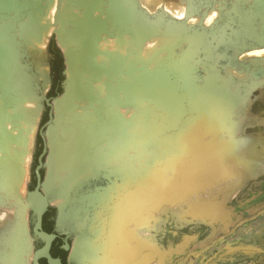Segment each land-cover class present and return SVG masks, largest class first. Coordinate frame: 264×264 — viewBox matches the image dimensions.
<instances>
[{
  "label": "rangeland",
  "instance_id": "374dc122",
  "mask_svg": "<svg viewBox=\"0 0 264 264\" xmlns=\"http://www.w3.org/2000/svg\"><path fill=\"white\" fill-rule=\"evenodd\" d=\"M22 2H28L31 7L23 11L19 19H16L13 13L3 14L0 17V32L12 37L10 40L0 37V58L1 50H4L3 53L7 52L9 58L8 61H0V81L8 82L16 79L17 86L8 82L10 88L18 92L16 97H19L16 101H20L22 97L32 96L37 101V107L34 116L24 119V123L32 125L33 136L25 160L23 181L19 183L18 192H14V195L1 194L0 191V239L4 226L7 223L11 225L16 218L17 210L22 208L26 224L24 235L26 234L29 241V250L21 259L23 264H30L33 256L31 226L34 224V214L28 193L36 184L34 168L37 164V156L43 147V139L38 129L48 120L50 109L45 104L44 96L53 104L54 99L64 91L67 38L69 36L72 38V32L68 35L69 32L65 31L60 39L59 28L75 27L78 21L84 19L80 20L84 12L86 14L87 12L85 7L82 6L83 9L80 7V0H21ZM93 2L95 16L110 26L113 24L118 28L123 24L117 18L107 21V17L101 15L102 11L108 9L120 17L121 14L125 15L124 24L133 68L130 90L133 102L128 109L131 126L127 128L133 141L129 140L127 146L132 151L129 152L135 156L125 164L118 161L122 160V156H126L124 154L122 156L117 154L121 156L117 161L115 160L117 156L105 155L107 157L101 159L99 164L96 163L86 170L81 169L82 177L88 176L92 181L94 179L95 185L102 183L97 184L95 188L100 193L94 191L92 184L81 186L82 184L79 183L80 196L73 197L69 192L76 187L75 177L71 178L72 181L67 182V179L65 183L62 182L61 177L56 180L57 173L48 160L50 147L47 131L54 121L53 111L52 122L45 126L42 132L47 143V152L43 159L42 183L39 191L40 195L45 197L47 206L56 211L58 228L71 236L69 262L104 264V260L109 259L110 256L112 258L114 254L120 253L119 256H122L124 248L128 250L132 245L139 248L138 238H140L143 243L145 242L144 244L148 242L144 249L137 251L138 257L147 252L149 259L144 264H264V212L237 225L264 209V0H93ZM48 6L51 13L47 11ZM142 28L145 31L138 45L137 40L141 38L138 36ZM39 31L40 33L48 31L44 54L38 53L39 50L33 44ZM189 37L194 38L195 43L192 39H188ZM114 39L111 38L112 41ZM54 49L59 50L61 60L56 52L52 51ZM54 55L57 57V68L60 64L63 65V79L53 87L52 95L49 96L53 79L56 77L49 63V59ZM182 60L189 72L187 75L178 68ZM2 72L5 74L3 75ZM24 76L28 81L27 92L20 89L19 81ZM163 84L172 90L174 101L179 105L175 115L170 114L165 106L156 101L157 95L151 89L153 86ZM210 85L212 87L215 85L216 89H211ZM0 91L1 94L3 93L0 94V104L3 105L9 99L11 91L8 92L1 83ZM213 94L216 95L217 110H203L200 113L194 109L193 102L195 103L194 99H197H193L194 95H202L198 98L208 99ZM191 126L193 129L198 128L203 137L218 135L216 137L222 138L219 142L225 147L228 143L226 140H229L230 136L233 144L244 140L252 148L246 156L235 157V161L230 162L226 168L218 169L223 172L221 177H218L220 173L217 171H211L194 177L190 184H185V180L180 178V175L176 178L172 171H170L171 176L168 175V169L169 166L171 169L177 166L176 161L169 162L171 158L176 157L180 160L186 157L181 151L182 141L189 143L188 145L196 144L197 140L182 137L185 129L188 130ZM135 135L142 136V139H138L137 136L135 139ZM118 139L119 136H116L115 141ZM230 150H233V147L230 146ZM138 151L141 153L139 156ZM113 159L116 162L112 161ZM156 174L160 178L164 174L166 187L163 184L159 188L158 185H154L158 182V176H154ZM150 178L156 179L157 182L149 183ZM123 179L128 181V185L126 189L121 190ZM113 184L118 186L121 194L115 193L112 199H108L105 195L110 193L108 191ZM184 184L185 191H180V186ZM138 186L147 187L148 192L151 193L150 198L144 200L142 209L131 214L132 222L129 220L125 227L118 226L112 229L114 199L116 197L121 199L125 194L139 188ZM223 189L226 192H222ZM82 193L94 195L81 197ZM72 197L73 199H68ZM186 199L193 202L191 205L196 210L203 201L217 203V212L201 214L204 211L198 208L197 211L200 212L188 213ZM104 203L103 209L101 207ZM196 203L199 204L197 207ZM181 205L183 212L174 215L175 217L171 215L172 212L178 211ZM139 215H144L148 222L147 225L142 226L143 229H140L141 225L139 226ZM98 217L102 219L104 217L105 229L101 231L97 228ZM132 226L138 230L133 228L134 232L131 231ZM136 231L141 233L137 232L138 237ZM134 239L135 242L132 243ZM113 241L116 243L114 244ZM7 245L5 241L2 243L0 240V264H6V257L12 252ZM114 245L117 247H113ZM110 246L112 252L109 250Z\"/></svg>",
  "mask_w": 264,
  "mask_h": 264
},
{
  "label": "bare ground",
  "instance_id": "6f19581e",
  "mask_svg": "<svg viewBox=\"0 0 264 264\" xmlns=\"http://www.w3.org/2000/svg\"><path fill=\"white\" fill-rule=\"evenodd\" d=\"M46 1H48V0H46ZM1 3L4 6H15L16 4H18V1H16V0H1ZM19 4H22L21 0H20ZM93 5H94L93 0H80V7L82 9H83V7H85L84 9L87 12V14L84 12V15L80 17V20L82 18H84V19H82L81 22L78 21L75 24V27H72V28L61 27V28H59L60 29L59 30V38L60 39H61L62 35L65 34V31L69 32L68 35H70L72 32V35H71L72 38L70 36L67 38L68 42H67L66 47L67 46L68 47L66 48V52H65V60H66L65 61V63H66L65 64L66 65V68H65V75L66 76L65 77H66V79H65L64 91L58 98L54 99V101H53L54 121H53V123H51L49 131H47V135L49 138L48 143H49V147H50V153H49L48 160H49L51 166L53 167V169H55V171L57 173L55 179L57 180L58 177H61L62 182L66 181L67 179H68L67 180V182H68L69 180H71V178L74 179V177H75L76 180L74 182H75L76 187L74 189L72 188L73 190H70V192H69V193H71V195L73 197L80 196V185H79V183L82 184L81 186H88V184H90V185L92 184L91 187H93L94 191H96V192L98 191L95 189V188H97L96 185L102 184V183H96V185H95L94 179L92 181V179L88 178V176L82 177L83 174L80 175L81 173H83L81 171V169L86 170L89 167L94 166L96 163L99 164L101 159H103L104 157L110 156L111 154L114 155V157L117 156V154H120L121 156L123 154L126 155V156H122V160H118L119 158L121 159V156H119V155L115 158L116 161L117 160L122 161V163L125 162V164H127L130 160L134 159V156H135V155L130 153L132 151L127 146V143H129V140L133 141V137L131 138L129 135L130 130H127V128L131 126L130 125L131 120H129V118H128L129 117L128 112L130 110H128V109H130V105L133 102L132 97H131V93H130V90L132 89L131 76L133 74V68H132L131 60H130L129 39L127 36L125 24H124L125 23V15L121 14L122 17H120V15L115 14V12H113L111 10H108V9L105 11L101 10L103 12V13L101 12V15L106 16L107 21L112 20L113 18H117L118 21L120 20V22L123 24L122 27L118 26V28H117V26H114L113 24H111V26H110L105 21H101L98 19V17L95 16L94 11H93ZM49 6H48L47 11L51 10V9L49 10ZM51 6H53V5H51ZM53 8L54 7H52V9ZM95 8H96V4H95ZM42 9H44V8H42ZM76 11L79 12L78 10H76ZM50 13H51V11H50ZM40 14H41V12H40ZM47 17H48V15H47ZM30 18H32V17H30ZM69 19H71V18H69ZM51 20H53V19H51ZM47 27H49V26H47ZM31 28H29V29H31ZM41 30L42 29H40V31ZM40 31H39V34L36 35V38H35L33 44L39 50L38 53L44 54L45 53L46 39L48 36V31H42L41 33H40ZM144 31L145 30H143V28H142V30L139 33L138 38L141 37V35L144 33ZM8 37H10V36L8 35ZM112 37L115 38L113 41L111 40ZM193 37L195 38V36H193ZM11 38L12 37H10V39ZM194 38L189 37L188 39H192L194 41ZM142 39L143 38L141 37L137 40L138 45H139V43H141ZM194 43H195V41H194ZM70 47H72V49ZM7 50H10V49H7ZM206 50H207V48H206ZM3 51L4 50H1V52H2L1 58H0L1 62L9 60L8 53L7 52L3 53ZM27 51H29V50H27ZM35 52H37V51H35ZM34 53H33V55H34ZM25 54H26V52H25ZM198 55H200V54H198ZM38 57H40V56L38 55ZM183 57H185V56H183ZM179 65H180V67H179ZM179 65H178V68L182 69L183 73L185 75H187L189 72H187V68L185 66L186 64L184 65V61L182 60L179 63ZM210 66H212V65H210ZM141 69H143V68L141 67ZM151 70H152V68H151ZM18 71H20V70L18 69ZM11 73H12V71H11ZM137 73H140V72H137ZM4 74L5 73H3V75ZM43 74H45V73H43ZM136 75L138 76V74H136ZM5 78L7 79V77H4V79ZM165 79H167V78H165ZM15 80H8V82L10 84H16V86H17V82ZM197 80H199V79H197ZM8 82L3 81V80L0 81L2 86H4L8 90V92L11 91L10 96H8L9 99L6 102H4L3 105H2V103L0 104V191H2L1 194H9L10 193V195H11V193L13 194L14 192H16V193L18 192L17 187L19 186V183H21L23 181V178H24L23 175H25L24 174L25 160H26V157H27V154H28V151L30 149L31 142H32L33 127L30 124L24 123V119L26 117L31 118L32 115L33 116L35 115L36 107H37V104H36L37 101L32 96L31 97H24V98L22 97V99L20 98V101H18L19 102V104H18V102L16 101V99H18V97H19V96L16 97L18 92L14 91L13 88H10V85L8 84ZM19 82H21L20 89L26 91L28 89V81H27L26 77L24 76L23 78H21V80ZM189 84H190V82H189ZM37 85H38V83H37ZM37 85L35 84L36 87H37ZM210 86H211L210 87L211 89H214V90L216 89L214 87L215 85L213 86L214 88L212 87V85H210ZM36 89H39V88H36ZM151 89L157 95L156 101L159 104L165 106L167 108V110L170 112V114L175 115V113L178 111L179 105L174 101L172 90L165 84H163L162 86H153V87H151ZM0 92H2V91H0ZM1 95H3V93ZM21 96H23V95H21ZM42 96H44V95H42ZM198 97H202V95L201 96H195V95L193 96V99L197 98V99H194L195 103L193 102L194 109H197L199 112L203 111V110H207V111L217 110L216 105H215V99H216L215 94H213L208 99H203V98H198ZM5 100H3V101H5ZM229 102H230V100H229ZM6 108H8V109H6ZM148 111H146L147 116H148ZM150 112H151V110H150ZM186 117H187V115H186ZM33 120H34V118H33ZM192 120L194 121V119H192ZM32 123H33V121H31V124ZM142 124H143V122H142ZM230 133L232 134L233 130L230 131ZM181 134H182V132H181ZM194 134H195V136L193 137ZM219 134H221V133H219ZM213 135L214 136H209L208 138L206 137L207 135H204V137H203L202 132L199 131L198 128L193 129L192 126H191V128H188V130L185 129L182 137H187L188 139H193L194 141L197 140V142H195L196 144L188 145L189 143H184L182 141L181 145L179 144L181 147V151L186 155V157L184 159L182 158L180 160H178V158H176V157L175 158L173 157V159L171 158V160L169 162L176 161L177 166H173V168H172L173 170L169 166L170 169H168V175L171 176V174L173 173L176 178L180 175L181 177L180 176L179 177L182 178L183 180H185V184L186 183L190 184L193 181L194 177H198V176L202 175L203 173L211 172V171H213V172L217 171L218 173H220V175L218 174L219 175L218 177H221L223 175V172H220L219 170L226 168L230 162L235 161V157L246 156L252 148L250 146V144L244 140H239V143L233 144V140L231 139V137L229 135H228L229 140H226V141H228V143L226 145L227 148H226L224 145H221V143L219 142V140H221L222 138L216 137V136H218L216 134H213ZM234 135L235 134H233V136ZM116 136H119V139L115 141ZM136 136L137 135H135V139H136ZM225 136H226V134L224 133V136H223L224 139H225ZM137 138L142 139V136L139 137V135H138ZM146 139H148V138H146ZM199 139H201V140H199ZM230 146L233 147V150H230ZM129 150H130V152H129ZM105 155H107V156H105ZM139 155H141V153L138 151V156ZM115 160L113 159L112 161H115ZM112 163H110V164H112ZM118 163H121V162H118ZM114 164H116V163H114ZM85 170H83V171H85ZM113 170H114V168H113ZM170 171H172V173ZM112 175H113V172H112ZM154 176H158V174H156ZM62 177H63V179H62ZM100 177H103V176H100ZM106 177H108V176H106ZM142 177H143V175H142ZM157 179H158V182L156 179L150 178L149 183L156 181L157 183L154 185H158V188L162 184L166 187L167 183H166V179L164 177V174H163V177L161 176V178H160V176H158ZM58 182H61V181H58ZM185 184L180 186V188H179L180 191H185ZM58 185H59V183H58ZM127 185H128V181L123 179V185H122L121 190L126 189ZM111 186H112V188L109 189V191H108V193L109 192L110 193L108 195L104 194L106 197H108V199L109 198L112 199L113 194H115V193L121 194L117 185L113 184ZM138 187L139 188H136L133 192H130L129 194L128 193L125 194L121 199H117V197H116V199H114L113 210L115 209V212L112 216V220H113L112 229H113V227L117 228L118 226L119 227L120 226L125 227L127 225L126 222H129V220L131 221V219L133 218V217H130L131 214H134L139 209H142L141 205L143 204L144 200L150 198L149 195H151V193L148 192L147 187H144V186H138ZM69 188H70V186H69ZM222 192H226L225 189H223ZM97 193H100V192H97ZM64 194H66V193H64ZM84 194H86V193H82L83 196H81V197H84V196L89 197L91 195H94L93 193L91 195L89 193H87L88 195H84ZM192 194H190V197ZM73 197L68 198V199H73ZM98 197H100V196H98ZM223 197L224 198L226 197L224 193H223ZM65 199H67V198H65ZM96 199H98V198L96 197ZM91 200H93V199H91ZM186 200H187L186 207L189 208L188 213H191L192 211L195 213L200 212V211H197L198 208L200 210L204 211L201 214H204L205 212L216 214V212H217V208H218L217 203L214 204V202H208V201L204 202L203 201V203H201L199 205L198 204L199 202H198V203H196L197 204L196 207L198 205L199 206L196 210V208H194L191 205L193 202L190 201V199H186ZM67 201H69V200H67ZM88 201H90V200H88ZM82 202H84V201H82ZM100 207L101 206H99V208ZM101 208H103V209L105 208V203H104V205L102 204ZM107 210L108 209H106V211ZM179 210H182V211H179ZM179 210L174 211V213L173 212L172 213L170 212V213L173 216L174 215H180L183 212L182 205L179 208ZM100 211H101V209H100ZM139 216H140L139 226L141 225L140 229H143L142 226L147 225L148 222H147L146 217H144V215H142V216L139 215ZM145 216H146V214H145ZM24 218H25L24 212H23L22 208H19L17 210L15 220L13 222H11L12 224L10 225V223H7L4 226V228L2 229V237L0 240L2 243H4V241H5V243L8 244L7 247L9 246L11 248V251H12L10 253V256L6 257V260H7L6 264H23V260L21 259V257H23V254L29 250V241L26 237V234L24 235V232H26V230H25L26 224H25ZM98 220H99V222H98L99 224H98L97 228L99 231H101L102 229H105L104 217H103V219L99 218ZM136 225H137V223H136ZM136 227L138 228V225ZM133 228H135V227L132 226L131 231L134 232ZM137 228H135V230ZM139 231H141V230H139ZM137 232L138 231H136V235L138 233L141 234L140 232H138V233ZM131 236H133V234ZM145 236H146V234H145ZM95 237H96V235H95ZM97 237H98V235H97ZM137 237H138V235H137ZM138 240L140 241L139 245H138L139 248H136V246H133V245H132V247H129L128 250H126V248H124L125 251L123 252L122 256H119L120 253H118V254L113 253L114 255H112V258L113 257L115 258V260L117 261V264H136V263H142L143 261L148 260L149 256L146 255L147 252L143 253L142 255L140 254L139 257L137 256V254H138L137 251L140 249H144L143 247L148 243L147 242L146 244H144L145 242L143 243V241L140 240V238H138ZM138 240L136 242H138ZM120 241H118V242L120 243ZM116 242H117V240H116ZM116 242L113 241L114 244ZM134 242H135V239L133 240L132 243H134ZM109 243H110V241H109ZM84 244L86 245V243H84ZM117 245H118V243H117ZM117 245H114L113 247H115V246L117 247ZM147 246L150 247L149 245H147ZM110 248H109V250H111V252H112L113 249L111 246H110ZM109 256H110V254H109ZM106 258H108V257H106ZM110 258H111V256H110ZM135 258H137V259L135 261H133ZM104 261H106V260H104ZM131 261H133V263H131Z\"/></svg>",
  "mask_w": 264,
  "mask_h": 264
},
{
  "label": "water",
  "instance_id": "95a60500",
  "mask_svg": "<svg viewBox=\"0 0 264 264\" xmlns=\"http://www.w3.org/2000/svg\"><path fill=\"white\" fill-rule=\"evenodd\" d=\"M16 1H18V4H16L15 6H4L0 0V17L3 14L13 13L15 18L19 19L20 14L23 11H26L29 9L30 4L28 2H24V4L22 2V4H19V0H16ZM16 19L14 20V22L16 21ZM0 37H2L5 40L10 39V37H8V35H6L3 32H0ZM44 100H45V104L48 107H50V109H49V113H48V120L45 123H43L38 129V133L41 136V138L43 139V147H42L40 154L37 156V164L34 168V175H35V179H36V184H35L34 188L28 193V200H29V203L31 205V208H32V211L34 214L33 232L42 237V239L44 240V245L39 250H37L36 252L33 253V256H32V262L33 263L32 264H38V258L41 256H45V257L49 258L48 249H49L50 242H51V237L48 234H46L44 231L41 230L42 212L47 207V203H46L45 197L41 196L40 191H39L41 183H42L41 169L43 167V162H44L43 159H44V156L46 155V152H47V143H46V140H45L42 132H43V128L45 126H47L48 124H50V122H52V120H53V108H52L53 104H52V102H50V99L46 96H44ZM262 212H264V209L258 211L256 214L240 221L237 225L242 224L244 221H248V220L255 218L256 215H258ZM146 261H143L142 263H136V264H144Z\"/></svg>",
  "mask_w": 264,
  "mask_h": 264
},
{
  "label": "flooded vegetation",
  "instance_id": "af4514ba",
  "mask_svg": "<svg viewBox=\"0 0 264 264\" xmlns=\"http://www.w3.org/2000/svg\"><path fill=\"white\" fill-rule=\"evenodd\" d=\"M49 63L51 69H57L56 55L49 59ZM57 221L56 211L47 206L42 212L41 230L51 237L48 249L49 258L45 256L39 257L38 264H72L69 262L71 236L58 228ZM31 235L33 237V254L44 245V240L33 232V225L31 226ZM32 263L31 261L30 264Z\"/></svg>",
  "mask_w": 264,
  "mask_h": 264
},
{
  "label": "trees",
  "instance_id": "16d2710c",
  "mask_svg": "<svg viewBox=\"0 0 264 264\" xmlns=\"http://www.w3.org/2000/svg\"><path fill=\"white\" fill-rule=\"evenodd\" d=\"M51 46H53V45H51ZM54 50H52V51L54 53L56 52V54L60 57V60H61V55L59 53V50L58 49H54ZM62 70H63V65L62 64H60L59 68L52 69V72H54L56 74V77L53 79L52 87H51V89H50V91L48 93L49 96L52 95V91L51 90L53 89V87H55V85H58L62 81V79H63Z\"/></svg>",
  "mask_w": 264,
  "mask_h": 264
},
{
  "label": "clouds",
  "instance_id": "9594fccd",
  "mask_svg": "<svg viewBox=\"0 0 264 264\" xmlns=\"http://www.w3.org/2000/svg\"><path fill=\"white\" fill-rule=\"evenodd\" d=\"M104 264H117V261L115 260V258H111V259H107Z\"/></svg>",
  "mask_w": 264,
  "mask_h": 264
}]
</instances>
